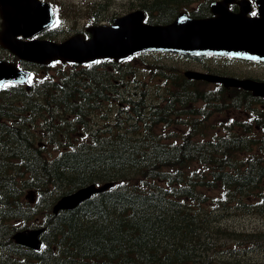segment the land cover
<instances>
[{
  "label": "trees",
  "instance_id": "trees-1",
  "mask_svg": "<svg viewBox=\"0 0 264 264\" xmlns=\"http://www.w3.org/2000/svg\"><path fill=\"white\" fill-rule=\"evenodd\" d=\"M100 67L106 65L79 72L85 94V86L94 84L90 99H104L109 90L111 80L105 79H111V71ZM113 99L102 107L118 103ZM164 101L149 109L144 97H133L128 116L119 108L115 126L122 131L113 139L64 148L52 160L33 147L24 125L3 120L6 112L1 111H9L10 101L2 103L0 131L16 144H0V264H208L213 260L207 251L218 247L227 231L216 223L218 213L264 214V148L254 147L256 139L245 134L205 144L187 132L181 142L162 143L164 137L178 136L166 128L186 119L173 92ZM215 101V109L227 103ZM15 158L20 169L9 167ZM109 180L114 186L58 215L50 211L51 200L30 209L24 193L35 189L45 198L68 185ZM26 214L45 222L41 250L11 238L16 227L8 220Z\"/></svg>",
  "mask_w": 264,
  "mask_h": 264
},
{
  "label": "water",
  "instance_id": "water-1",
  "mask_svg": "<svg viewBox=\"0 0 264 264\" xmlns=\"http://www.w3.org/2000/svg\"><path fill=\"white\" fill-rule=\"evenodd\" d=\"M0 5L3 16V28L0 31L1 43L21 58L39 63H48L55 58L74 62L95 60L98 57H113L118 60L130 51L146 47L174 48L181 46L189 48L198 46L236 49L235 47L239 43L241 48L256 51L258 55L264 54V16L254 22L253 26L240 25L239 20L228 17H222L219 20H188L169 25L147 26L136 45L133 44L130 48V46L127 47V43L130 39V32H134L135 29V26L132 25L129 32L128 19L130 16L117 21L116 26L101 27L99 29L101 34L96 31L99 27L93 28L94 37L89 40L75 36L62 43L38 39L27 42L21 41L16 35L22 33L24 36H31L40 30L49 21V18L46 19V23H43V16L39 15V10H48V5L42 4L38 0H28L27 3L25 0H0ZM16 72L18 70L13 63L0 60V84L6 79L13 78ZM226 81L241 84L231 80ZM111 183H105L101 187L90 185L65 195L54 206V210L57 212L61 208L74 207L93 192L109 187ZM40 232L41 228L18 230L13 234V238L18 243L39 248L38 235Z\"/></svg>",
  "mask_w": 264,
  "mask_h": 264
},
{
  "label": "rangeland",
  "instance_id": "rangeland-1",
  "mask_svg": "<svg viewBox=\"0 0 264 264\" xmlns=\"http://www.w3.org/2000/svg\"><path fill=\"white\" fill-rule=\"evenodd\" d=\"M52 4L55 10H60L63 21L61 26L52 32V35H49L50 38L54 40H63L67 36L76 32H83L87 26L86 22L95 15L96 20H106L108 21L111 17L115 16L118 13L124 12L130 5L133 3V0H89L85 2L84 0H45ZM1 22V18H0ZM44 35V34H43ZM44 37H46L44 35ZM3 56L5 58H12V56L5 52L0 46V57ZM30 70L33 72L32 79L39 83L42 80H39L40 73H43L44 70L50 69L57 77L59 76L55 70L57 69H66L70 70V65H61L59 63L54 64L53 66H39V65H28ZM152 67L142 66L138 70L137 74L133 76L131 75L132 80H150L153 77V80H159V72H155ZM115 76L122 77L124 79H128L127 75H124L122 71H115ZM260 74H264V71L260 72ZM129 88H134L135 84L127 83ZM31 99V98H28ZM157 97L153 91L147 96V102L153 103L156 101ZM26 99H18L16 101L10 100L13 104L14 112H18V108H20ZM10 106V105H9ZM74 113L66 112L61 114L62 117L70 116ZM80 120H83L80 119ZM33 129L38 133L40 139H43L44 132V118L36 117L33 119ZM158 129H163L162 126H158ZM172 139H167L165 142L171 141ZM12 163L17 164L19 167V162L17 160ZM20 169V168H19ZM68 185V184H67ZM68 188L70 186L68 185ZM69 189L65 191H61L60 193H52L48 194V197L45 199L46 201H50L53 198L57 197L61 193L67 192ZM28 191V190H26ZM25 191V192H26ZM33 220L30 216L23 217H15L14 223L16 225V229L26 228V223H29ZM9 223H12L11 220H8ZM222 222L221 225L228 228L227 235L228 238H222L218 241L219 244L224 243L223 246H219L213 248L211 251L206 253L207 258H211L213 261L208 264H230L229 262H233L234 264H245L251 262H257L260 264H264V242H260L257 244H248L244 245L239 243L238 241H233L230 236L232 234L230 232H242L246 233H259V237H264V214L260 212H243L242 210L233 211V212H224L219 213L216 218V223Z\"/></svg>",
  "mask_w": 264,
  "mask_h": 264
},
{
  "label": "flooded vegetation",
  "instance_id": "flooded-vegetation-1",
  "mask_svg": "<svg viewBox=\"0 0 264 264\" xmlns=\"http://www.w3.org/2000/svg\"><path fill=\"white\" fill-rule=\"evenodd\" d=\"M134 9L143 10L146 15L152 16L154 20L162 24L174 21L180 14H186L195 19L228 17L245 20L264 16V0H169L165 3H159L158 0H133V3H130L122 14ZM156 52L163 62V67L170 69L169 75H175L173 80H185L190 83L191 89L195 86H203L207 90L210 89V84H214L223 90L225 85L221 82L206 81L207 79L186 77L184 74L186 69L238 79L264 80V74H260V70L264 71V60L226 54L183 53L165 50ZM234 90L237 92H227L226 95L239 100L264 99L249 89L236 87ZM222 96H224L222 93L214 94L215 98ZM197 97L205 98L206 96L199 93ZM256 111L257 108L253 107L252 111L247 113L248 119L254 117ZM189 120L188 116L184 121Z\"/></svg>",
  "mask_w": 264,
  "mask_h": 264
}]
</instances>
